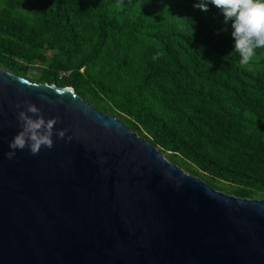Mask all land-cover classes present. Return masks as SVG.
<instances>
[{"label":"water","instance_id":"1","mask_svg":"<svg viewBox=\"0 0 264 264\" xmlns=\"http://www.w3.org/2000/svg\"><path fill=\"white\" fill-rule=\"evenodd\" d=\"M26 102L59 117L53 147L9 160ZM0 264H264V200L217 192L73 89L0 68Z\"/></svg>","mask_w":264,"mask_h":264},{"label":"trees","instance_id":"2","mask_svg":"<svg viewBox=\"0 0 264 264\" xmlns=\"http://www.w3.org/2000/svg\"><path fill=\"white\" fill-rule=\"evenodd\" d=\"M198 2L0 0V66L24 77L14 58L39 61L34 50L45 48L53 57L38 83L71 88L111 115L95 99L100 94L132 118L122 121L131 132L184 172L192 174L183 161L262 192L264 50L241 65L231 22L210 4L207 12L195 8ZM11 43L28 50L14 51ZM155 104L161 114L153 112ZM197 137L224 152L234 168L195 150Z\"/></svg>","mask_w":264,"mask_h":264},{"label":"clouds","instance_id":"3","mask_svg":"<svg viewBox=\"0 0 264 264\" xmlns=\"http://www.w3.org/2000/svg\"><path fill=\"white\" fill-rule=\"evenodd\" d=\"M118 4L122 5L123 0H118ZM209 4L223 15L225 24L231 22L234 52L239 55L241 65H248L256 56L257 50H264V0H199L194 7L207 12ZM40 99L48 98L41 96ZM20 107L19 104L16 105V108ZM16 118L21 130L9 143L12 150L6 154L9 160L14 158L15 150L28 148L30 154L35 156L42 147H53V129L59 122V117L45 120L39 108L26 102V110L19 111ZM66 132L67 129L58 130L56 135L59 139H64ZM71 139L69 136L68 140Z\"/></svg>","mask_w":264,"mask_h":264},{"label":"rangeland","instance_id":"4","mask_svg":"<svg viewBox=\"0 0 264 264\" xmlns=\"http://www.w3.org/2000/svg\"><path fill=\"white\" fill-rule=\"evenodd\" d=\"M50 36L52 37V39H55V36H52L51 33H50ZM10 46H12V48H14L13 49L14 51H20V50L27 51L28 50V47H25V46L23 47L22 45L20 46L16 43H11ZM34 51H35L34 52L35 55H39L42 57L41 60L32 61L30 63H24L20 59L14 58L13 61L15 63H19L21 65L22 68H20V70H21L20 72L23 73V75H24V77H22V78H24L26 81H28L30 83H36L37 84L38 82L36 80L39 78L41 73L44 71V69L46 68V66L49 62V59L51 57H53V55L51 52L46 51L45 48H42V49L37 48ZM0 68L4 71L8 72V73H11L9 70H7L1 66H0ZM260 69L264 72V68H260ZM60 74L62 75V73H60ZM96 96L97 97L95 99L98 100V102L102 106H104L105 109L112 110V113H110V114L112 116H114L121 124L124 125V123H122V121L133 122L132 118L128 114H125V113L119 111L118 109L113 108L112 104H110L108 101H106L102 97V95L97 94ZM149 99H150V96L148 94H146L145 99H144V104H147ZM152 110H153V112H155L157 114H161V111H162L161 104L153 105ZM104 114H108V113H104ZM205 123H207V122H205ZM137 126L139 127L141 132L143 134H145L142 126L140 124H137ZM247 134H248V132L246 131L245 135H247ZM192 146L201 155L206 157L207 160L218 161V163L225 165L229 169L234 168L232 162L229 160V158L226 156V154L224 152H222L221 150H216L213 147H211L209 144L204 143V141L201 138H199V137L195 138V140L192 142ZM154 148L161 153L162 157L166 161H168V158L166 159L164 157V154H162V152L158 149V147H154ZM168 162L171 163L170 161H168ZM171 164H173V163H171ZM183 164L185 166H188L192 172L191 175L185 172L186 174L197 178L202 183H204V181H210L214 186L213 190H215L217 192H220V193L228 195V196L241 198V199H254V200L263 199L264 200V190L262 192H255L254 190L250 189V187H248L245 184L236 183V182H229V181H225V180H222L219 178H215V177L210 176L207 173H204V172L196 169L193 165L189 164L188 162L183 161ZM173 165H175V164H173ZM178 168H180L183 171L182 167H178ZM261 171L264 172V167L261 168Z\"/></svg>","mask_w":264,"mask_h":264}]
</instances>
